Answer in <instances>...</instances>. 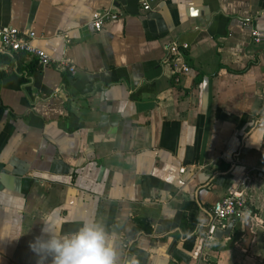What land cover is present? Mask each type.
<instances>
[{"label": "crops", "instance_id": "1", "mask_svg": "<svg viewBox=\"0 0 264 264\" xmlns=\"http://www.w3.org/2000/svg\"><path fill=\"white\" fill-rule=\"evenodd\" d=\"M152 7L0 0V27L74 65L0 56V264H37L45 223L63 235L89 219L114 237L116 264H264V41L250 37L264 0ZM104 8L119 18L95 31ZM172 41L188 44L176 82ZM234 191L252 216L208 238L212 204Z\"/></svg>", "mask_w": 264, "mask_h": 264}, {"label": "built area", "instance_id": "2", "mask_svg": "<svg viewBox=\"0 0 264 264\" xmlns=\"http://www.w3.org/2000/svg\"><path fill=\"white\" fill-rule=\"evenodd\" d=\"M155 0H141L143 10H152V3ZM117 12L111 8L95 10L91 13L89 23L93 30L99 31L102 25L107 21H113L119 18ZM36 34L34 31H20L13 26L0 27V56L6 52H24L31 54L37 58L42 66L54 64L60 69L73 72L74 65L67 56L59 59L52 58L43 49L37 47L33 43ZM251 40L255 43L264 41V29L253 28L250 32ZM188 48L186 42L172 41L165 47L164 62L169 64L174 71L173 79L178 81L182 74L189 72L190 67L186 63L184 50ZM264 175V169L262 170ZM212 222L208 228V238H214V232L217 228L224 229L226 222L244 221L251 217L253 210L246 198L239 192L234 191L221 199L215 201L210 209Z\"/></svg>", "mask_w": 264, "mask_h": 264}, {"label": "clouds", "instance_id": "3", "mask_svg": "<svg viewBox=\"0 0 264 264\" xmlns=\"http://www.w3.org/2000/svg\"><path fill=\"white\" fill-rule=\"evenodd\" d=\"M29 247L39 258L37 264H45L48 257H51L50 264L117 262L114 237L108 235L102 224L90 219L83 221L77 231L63 235L50 230L45 223L41 236L30 242Z\"/></svg>", "mask_w": 264, "mask_h": 264}, {"label": "water", "instance_id": "4", "mask_svg": "<svg viewBox=\"0 0 264 264\" xmlns=\"http://www.w3.org/2000/svg\"><path fill=\"white\" fill-rule=\"evenodd\" d=\"M233 224H234V222L233 221H230L224 229L217 228L215 230V232H214V237L216 239H221V238H223V236L228 235L229 232H230V230H231V228H232V225Z\"/></svg>", "mask_w": 264, "mask_h": 264}]
</instances>
